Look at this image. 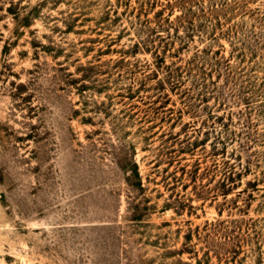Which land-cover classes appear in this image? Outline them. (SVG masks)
Listing matches in <instances>:
<instances>
[{
	"label": "rangeland",
	"instance_id": "374dc122",
	"mask_svg": "<svg viewBox=\"0 0 264 264\" xmlns=\"http://www.w3.org/2000/svg\"><path fill=\"white\" fill-rule=\"evenodd\" d=\"M0 264H264V0H0Z\"/></svg>",
	"mask_w": 264,
	"mask_h": 264
},
{
	"label": "trees",
	"instance_id": "16d2710c",
	"mask_svg": "<svg viewBox=\"0 0 264 264\" xmlns=\"http://www.w3.org/2000/svg\"><path fill=\"white\" fill-rule=\"evenodd\" d=\"M178 82V81H177Z\"/></svg>",
	"mask_w": 264,
	"mask_h": 264
}]
</instances>
